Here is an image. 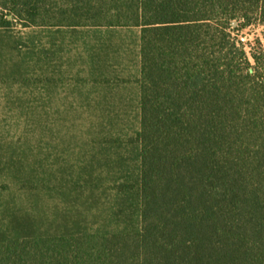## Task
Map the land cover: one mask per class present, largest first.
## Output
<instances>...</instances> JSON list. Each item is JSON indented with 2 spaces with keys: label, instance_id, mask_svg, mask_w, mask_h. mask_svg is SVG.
Returning a JSON list of instances; mask_svg holds the SVG:
<instances>
[{
  "label": "trees",
  "instance_id": "16d2710c",
  "mask_svg": "<svg viewBox=\"0 0 264 264\" xmlns=\"http://www.w3.org/2000/svg\"><path fill=\"white\" fill-rule=\"evenodd\" d=\"M15 23L135 32L140 121L78 209L0 214V264H264V0H0Z\"/></svg>",
  "mask_w": 264,
  "mask_h": 264
},
{
  "label": "rangeland",
  "instance_id": "374dc122",
  "mask_svg": "<svg viewBox=\"0 0 264 264\" xmlns=\"http://www.w3.org/2000/svg\"><path fill=\"white\" fill-rule=\"evenodd\" d=\"M262 29L239 32L248 49ZM138 70L127 29H0V214L87 201L88 181L105 182L123 150L112 139L126 146L139 128Z\"/></svg>",
  "mask_w": 264,
  "mask_h": 264
}]
</instances>
